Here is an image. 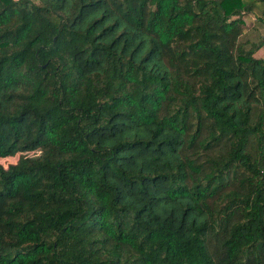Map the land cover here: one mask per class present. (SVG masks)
Masks as SVG:
<instances>
[{
  "label": "trees",
  "instance_id": "16d2710c",
  "mask_svg": "<svg viewBox=\"0 0 264 264\" xmlns=\"http://www.w3.org/2000/svg\"><path fill=\"white\" fill-rule=\"evenodd\" d=\"M263 45L264 0H0V264H264Z\"/></svg>",
  "mask_w": 264,
  "mask_h": 264
},
{
  "label": "rangeland",
  "instance_id": "374dc122",
  "mask_svg": "<svg viewBox=\"0 0 264 264\" xmlns=\"http://www.w3.org/2000/svg\"><path fill=\"white\" fill-rule=\"evenodd\" d=\"M244 20V34L242 35V40H248L250 42H257L262 38L263 30L261 25L256 22L250 15H246ZM264 53V45L260 47L256 52L255 56H262ZM14 157L0 160V163L6 165L14 161Z\"/></svg>",
  "mask_w": 264,
  "mask_h": 264
}]
</instances>
